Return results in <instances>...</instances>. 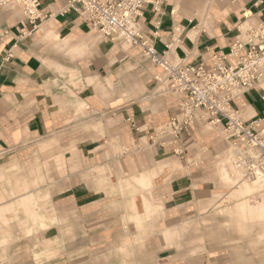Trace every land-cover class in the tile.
Instances as JSON below:
<instances>
[{"label":"crops","instance_id":"crops-1","mask_svg":"<svg viewBox=\"0 0 264 264\" xmlns=\"http://www.w3.org/2000/svg\"><path fill=\"white\" fill-rule=\"evenodd\" d=\"M39 2L35 29L0 7V264H264V199L248 200L264 179L231 177L223 125L155 142L180 114L162 69L69 0ZM263 20L252 0H167L140 29L172 64L198 66ZM236 106L264 130V83Z\"/></svg>","mask_w":264,"mask_h":264},{"label":"built area","instance_id":"built-area-1","mask_svg":"<svg viewBox=\"0 0 264 264\" xmlns=\"http://www.w3.org/2000/svg\"><path fill=\"white\" fill-rule=\"evenodd\" d=\"M167 0H69L81 19L113 43L142 48L144 57L162 69L157 83L179 97L180 114L154 135L161 145L176 143L184 131L197 121L221 124L226 139L233 145L235 165L246 179H264V130L260 120L246 123L236 100L264 83V20L248 27L227 54L219 53L198 66L174 65L167 52L148 46L140 20L148 7L158 12ZM264 12V0H252ZM19 6L35 29L44 20L39 0H0V7ZM169 136L168 139L161 140ZM154 140V139H153Z\"/></svg>","mask_w":264,"mask_h":264},{"label":"rangeland","instance_id":"rangeland-1","mask_svg":"<svg viewBox=\"0 0 264 264\" xmlns=\"http://www.w3.org/2000/svg\"><path fill=\"white\" fill-rule=\"evenodd\" d=\"M208 130L211 129L212 130H215V127L213 125H210L208 126ZM214 127V128H213ZM220 130V133L223 137V139L225 140L226 137H225V134H224V131L223 129L219 128ZM229 149H232L234 151V147L232 144H230L229 146ZM235 154V153H234ZM226 155V154H225ZM235 160H236V157L235 155L233 156V159L230 161V162H227L228 164H226V166H228V168L230 169V172L233 171L234 167L239 170L237 168V166L235 165ZM242 176V175H241ZM239 177L237 179H242V177ZM232 192V191H231ZM264 199V185L262 187H260L253 195H251L248 200L250 202L251 205H256L257 203H259L260 201H262ZM229 201H233V199H231V196L229 197ZM233 205V204H232ZM231 205V206H232ZM24 208V207H23ZM22 208V209H23ZM24 210V209H23ZM211 211V210H210ZM204 223H202L204 229L201 230V234H200V244L202 245V247L204 246L205 244V239H210L211 238V220H205L203 221ZM234 222V221H233ZM237 222V228H239V221H236ZM211 241V240H209ZM201 254H203V252H201Z\"/></svg>","mask_w":264,"mask_h":264},{"label":"bare ground","instance_id":"bare-ground-1","mask_svg":"<svg viewBox=\"0 0 264 264\" xmlns=\"http://www.w3.org/2000/svg\"><path fill=\"white\" fill-rule=\"evenodd\" d=\"M235 154H234V152H233V156H234ZM233 159V158H232ZM231 177H233V176H235V177H240L241 176V172H240V170H237L235 167H234V169H233V171H231ZM242 178H244V176H241ZM258 180H262L261 178L260 179H257V180H255V181H253V180H249V179H245V180H242V181H246V182H256V181H258ZM249 184V183H248ZM264 184V183H263ZM254 186H256L255 185V183H254ZM258 186V185H257ZM260 186H262V185H260Z\"/></svg>","mask_w":264,"mask_h":264}]
</instances>
